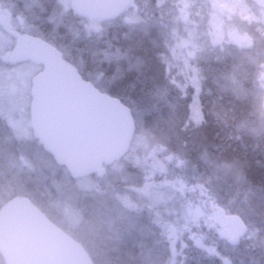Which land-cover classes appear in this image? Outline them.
Returning <instances> with one entry per match:
<instances>
[{
    "label": "rangeland",
    "instance_id": "rangeland-1",
    "mask_svg": "<svg viewBox=\"0 0 264 264\" xmlns=\"http://www.w3.org/2000/svg\"><path fill=\"white\" fill-rule=\"evenodd\" d=\"M71 2L57 1L59 12L57 15L51 13L53 17H60L55 25L50 23L49 17L44 18V13L50 12L42 10L38 0H0V8L7 10L12 17L13 33H23L38 22L40 31H44V26L51 34H65L68 46L58 42L64 56L75 59L95 85L108 86L116 78L117 73L113 72L119 70L109 74L105 70L110 68L109 65L116 68L123 58L116 46H112L114 42L110 41V36L119 28L140 29L143 23L140 9L134 4L114 25L74 17L70 13ZM251 2L257 16L255 27L242 17L248 9L238 0H211L209 3L181 0V9L180 12L176 10V16L184 30L175 32L179 34L181 52L190 53L187 60L195 59L199 47L204 51L212 47L222 52L219 48L224 49L219 43L232 49L235 46L241 53L252 50L257 43L254 38L256 28L260 24L264 28V0ZM15 42L14 34L0 25V120L21 142L19 151L14 149L9 153L8 150V166L17 169V186L24 184L30 173L52 172L63 197L58 195L61 200L48 212L83 243L96 264H115V260L103 252L109 243H118L121 236L126 242L133 239L143 242L139 255L142 257L149 251L143 258L144 264H188V253L192 249L207 256L231 253L234 258L241 257L242 261L237 264H264V222L258 218L248 198L242 193L232 195L234 191L226 178L229 168L219 165L211 170L195 171L169 144L162 143L149 113L140 106L134 107L137 136L130 154L110 168L103 180L96 177L71 180L42 148L35 146L30 124L31 82L42 67L33 62L9 64ZM87 47L93 57L90 59V64L94 62L93 74L84 70L81 58ZM258 68L261 72L253 79L256 81L258 107L264 117V65ZM99 69L104 73L98 74ZM10 148H14L13 144L9 145ZM175 177L191 185L192 191L195 189L192 183L207 186L205 196L214 197L218 204L208 206L204 201H191L186 198L190 193L183 196L169 186H159L167 178L175 183ZM84 204L98 205L92 219L85 216ZM215 208H221L229 215L236 213L247 225L248 234L242 250H232L228 245L230 237ZM0 264H4L1 257Z\"/></svg>",
    "mask_w": 264,
    "mask_h": 264
},
{
    "label": "trees",
    "instance_id": "trees-1",
    "mask_svg": "<svg viewBox=\"0 0 264 264\" xmlns=\"http://www.w3.org/2000/svg\"><path fill=\"white\" fill-rule=\"evenodd\" d=\"M238 1L248 9L242 17L250 26H257L251 0ZM180 2L134 0L143 17L141 28L132 31L119 28L112 33V46H116L123 58L119 66L109 65L110 68L105 70L108 74L119 70L113 72L117 73L113 82L108 86H96L121 100L132 112L135 106L147 111L158 138L162 143L169 144L195 171L227 166L226 178L234 191L232 195L242 193L248 198L258 218L264 222V117L258 107L256 81L253 79L261 72L258 67L264 65V28L262 24L256 28L254 38L257 43L252 50L241 53L235 46L232 49L219 43L224 49L218 47L222 52L212 47L204 51L199 47L195 59L187 60L190 53L181 52L179 34L175 32L184 30V25L176 16V10L180 12L181 9ZM113 23L117 25V22ZM42 27L44 31L34 24L23 34L45 39L56 46H68L65 34L54 35ZM249 33L253 34L252 31ZM175 55L177 58H174ZM81 58L84 70L93 74L94 62L90 64L93 57L88 47L81 53ZM69 61L93 82L75 59ZM97 72L104 73L101 69ZM9 131L10 128L0 120V207L9 201L27 197L53 219L48 211L61 200L57 179L51 171L44 170L30 173L24 184L17 186V169L8 166L7 155L8 150L9 153L14 149L19 151L21 142ZM34 143L40 147L36 141ZM10 144L14 148L9 149ZM173 181L175 183L167 178L159 186H169L183 196L190 193L186 198H191V201H204L208 206L218 204L214 197L205 196L207 186L192 183L195 188L192 191L188 183L176 177ZM84 205L85 216L92 219L98 205ZM244 243L232 250H242ZM112 244L109 243L103 254L115 260V264H144L143 258L149 252L146 250L148 252L142 257L139 255L143 246L140 239L126 242L121 236L118 243ZM200 253L192 249L188 253V264H237L242 261L241 257L234 258L231 253L224 252L221 256Z\"/></svg>",
    "mask_w": 264,
    "mask_h": 264
},
{
    "label": "water",
    "instance_id": "water-1",
    "mask_svg": "<svg viewBox=\"0 0 264 264\" xmlns=\"http://www.w3.org/2000/svg\"><path fill=\"white\" fill-rule=\"evenodd\" d=\"M209 2L210 0H205ZM132 0H73L79 17L110 22L119 19ZM34 62L43 70L33 78L30 122L34 139L72 180L102 179L107 168L125 158L137 133L134 116L121 100L100 92L38 37L17 35L9 64ZM237 248L248 234L238 216L217 208ZM0 256L4 264H94L85 248L55 226L30 199L0 209Z\"/></svg>",
    "mask_w": 264,
    "mask_h": 264
},
{
    "label": "flooded vegetation",
    "instance_id": "flooded-vegetation-1",
    "mask_svg": "<svg viewBox=\"0 0 264 264\" xmlns=\"http://www.w3.org/2000/svg\"><path fill=\"white\" fill-rule=\"evenodd\" d=\"M58 0H38V4H40L41 6H43V9L42 10H46V11H49L50 13L46 12V14L44 13V18H47L49 17L51 19V23L52 24H57L58 23V20H59V16H55L53 17L51 15L54 14V15H57V13L59 12V8H58V3H57ZM71 5H72V2H71ZM57 12V13H56ZM70 13L74 15L75 17V14L72 12L71 10V7H70ZM11 16L9 15V12L7 10H3L2 8H0V25L4 26L5 29L10 32V33H13L11 31V28H12V24H11ZM37 23V24H36ZM35 25H38L40 23L36 22ZM75 65V64H74ZM76 66V65H75ZM77 67V66H76ZM78 68V67H77ZM79 69V68H78ZM82 74V73H81ZM82 76L87 80V78L82 74ZM54 221V220H53ZM54 223V222H53ZM56 225H58L56 222H55ZM59 227H61L60 225H58ZM62 228V227H61ZM63 229V228H62ZM64 230V229H63Z\"/></svg>",
    "mask_w": 264,
    "mask_h": 264
}]
</instances>
